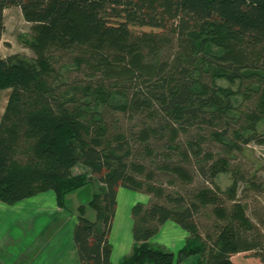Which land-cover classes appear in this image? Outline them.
Returning <instances> with one entry per match:
<instances>
[{"label":"trees","instance_id":"trees-1","mask_svg":"<svg viewBox=\"0 0 264 264\" xmlns=\"http://www.w3.org/2000/svg\"><path fill=\"white\" fill-rule=\"evenodd\" d=\"M11 6L30 23L23 41L34 57L0 56V89L10 90L0 115V202L12 205L52 190L64 208L69 194L98 176L100 191L88 203L94 219L79 205L73 228L82 264H110L116 190L142 186L133 175L142 166L132 162L124 138L108 134L107 110L144 109L153 117L154 103L178 125L219 120L225 126L236 117L233 95L239 91L216 80H247L243 95L251 91L256 99L240 126L247 134L232 133L244 144L254 139L257 122L264 124V0H0V40L4 10ZM108 7L121 10V21L103 16ZM131 27L150 31L132 34ZM71 71L83 75L72 78ZM169 131L172 142L175 129ZM227 132L225 127L210 135L228 144ZM185 145L184 158L201 153L197 138ZM78 164L87 171L73 173ZM161 167L188 178L183 165ZM201 171L213 179L227 171V162L218 158ZM236 189L233 180L229 198ZM146 190L156 200L131 207L132 249L118 264H174L193 255L195 264H234L230 256L256 252L261 244L238 203L227 211L216 206L226 222L215 237L205 236L209 243L201 239L194 216L199 207L218 203L208 188L189 202L153 184ZM168 220L188 234L176 253L150 242Z\"/></svg>","mask_w":264,"mask_h":264},{"label":"rangeland","instance_id":"rangeland-1","mask_svg":"<svg viewBox=\"0 0 264 264\" xmlns=\"http://www.w3.org/2000/svg\"><path fill=\"white\" fill-rule=\"evenodd\" d=\"M115 8L108 7L103 12V16L111 22H119L122 18L121 10ZM4 17L6 29L3 39L0 41V56L5 57L16 53L27 58H33L34 53L23 41L29 39L30 23L23 19L20 11L14 6L7 9ZM144 30L150 31V28H130L132 34H138ZM169 50H171V46L167 47L165 55ZM67 74H70L72 78L83 75L76 71ZM83 78L84 76L81 77V79ZM108 81V79L105 80L106 83ZM216 83L222 87H230L234 91H239L233 95V103L236 106L234 115L236 114V117L231 119L228 125L224 126L223 121L219 120L210 125L198 122L189 125H178L168 118L162 117L159 108L152 103L149 110L153 112V117L149 116V112L144 109L126 113L118 110H107L105 121L108 134L110 136H122L125 145L128 146L131 152L132 162L142 166L140 171L133 172V175L142 182L141 188L136 190L144 193L141 203L149 204L152 200H156L153 192L146 190L148 184L161 187L166 194L181 195L187 202L194 200L199 190L208 188L216 194L218 203L199 207L194 216L201 239L206 240V235L211 238L215 237L226 222L214 211L216 206L227 211L233 204L238 203L244 207L245 215L252 225V233L250 234L256 236L261 244L256 252L236 253L230 256V260L232 257L237 264H264V124L258 121L254 130V133H256L254 139L242 144L240 139L234 137L232 131L237 130L242 136L247 134L240 129V126H246V113L253 110L256 100L255 95L251 91L249 97L243 95V92H247L246 89L250 85L247 80L241 84L238 82L229 84L227 81L220 79L216 80ZM9 92V89H0V115L5 108ZM225 127L228 130L225 134V139L230 142L228 144L215 141L210 135L212 131L219 132ZM170 128L175 129L172 142L170 141ZM190 138H197V141L201 144V153L196 157L189 153L184 158L181 151L185 149L186 141ZM232 144H235V146ZM218 158L226 160L227 171L221 172L210 179L207 173H202L201 169L208 170L209 164ZM177 164L185 167L188 175L187 179L183 180L170 170L161 167ZM72 171L73 173H79L87 171V169L82 164H78L72 168ZM96 177L98 176H92L86 185L66 197L64 211L54 214L51 218L39 217L35 224L37 234L40 229L49 227L50 224L55 228H63L62 232L64 233L65 229L73 226L72 219L77 218V207L79 205L86 206V216L93 220L94 212L88 203L92 199V195L100 191V183L96 180ZM233 180H237V189L235 196L229 198L226 190L231 186ZM28 211H32V209L29 208ZM2 213L0 242L3 241L6 245L1 250V262H7L8 259H12L11 256L13 255L18 260L17 256L21 254V264H29V260L35 253V247L31 248V246L35 244L37 234L32 230L33 225L26 221L28 213H20L18 217H15L12 209L4 210ZM60 215L68 218L64 227H62ZM153 237L150 239L152 244H154ZM55 238H59V236ZM54 241L44 249L47 254L53 253ZM206 242L209 243L210 241L206 240ZM154 245L160 246L158 244ZM53 255L59 257V254L53 253ZM197 257L195 255L191 256L190 260L193 261V264L196 263ZM262 257L263 259H261ZM35 264H45V262L38 258Z\"/></svg>","mask_w":264,"mask_h":264},{"label":"crops","instance_id":"crops-1","mask_svg":"<svg viewBox=\"0 0 264 264\" xmlns=\"http://www.w3.org/2000/svg\"><path fill=\"white\" fill-rule=\"evenodd\" d=\"M9 8L11 7L4 10V16H6L7 9ZM16 9L20 11L18 7H16ZM5 29L6 20L4 17V32L1 40L3 39ZM143 197L144 193L129 188L120 186L116 190V208L108 235L109 242L112 246L110 264H118L122 257L131 252L133 244L131 232V207L136 202L142 201ZM27 207L32 209V211H28L29 208ZM9 209L13 210L15 217H18L20 213H28L26 221L33 225L32 230L35 234H37L35 224L39 217L44 216L46 218H51L54 214L64 211L63 208L57 206L55 194L52 190L37 193L12 205L0 202V221H3L2 211ZM31 216L32 218H30ZM59 218L63 224L62 227H64L66 221L68 220L67 216L63 217L60 215ZM76 223L77 218L72 219L73 226L65 229L64 233L62 232L63 228H55L52 227L51 224L49 227L47 226L44 229H40L37 234L39 237L37 235L35 236V244L31 246V248L35 247V253L29 260V264H35L38 258L45 262V264H82L78 258L76 246L73 240V228ZM187 235V232L182 227L175 222L168 220L160 226L152 241H154V244H158L164 249L175 253L184 245ZM57 236H59V238H55ZM52 241L55 242L53 253L59 254V257L54 256L53 253L47 254L44 250L47 246H49V244H51ZM5 245L6 243L4 244L3 241L0 242V264H21V254L17 256L18 260H16L13 255L11 256L12 259H8L7 262H1V250L5 247ZM190 259L191 256L182 262H175V264H193V261ZM231 261L234 264H237L232 257Z\"/></svg>","mask_w":264,"mask_h":264}]
</instances>
